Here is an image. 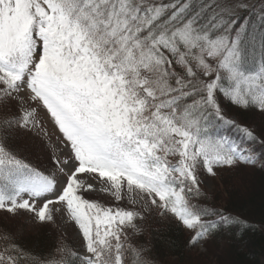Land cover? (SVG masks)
I'll return each instance as SVG.
<instances>
[{
    "label": "snow or ice",
    "instance_id": "1",
    "mask_svg": "<svg viewBox=\"0 0 264 264\" xmlns=\"http://www.w3.org/2000/svg\"><path fill=\"white\" fill-rule=\"evenodd\" d=\"M210 7L200 0H0V131L33 124L26 95L50 115L67 157L54 161L58 173L45 175L0 146V210H24L43 223L63 208L86 245L83 256L58 249L47 264H128L132 250L122 236L139 213L104 207L86 192L117 201L141 194L194 230V246L241 223L187 195L198 192V165L215 175L216 167L257 162L254 150L211 137L208 124L210 115L227 122L216 92L264 110V9L259 27L247 18L236 27L219 14L200 26ZM12 102L18 118L4 114ZM23 259L0 249V264Z\"/></svg>",
    "mask_w": 264,
    "mask_h": 264
},
{
    "label": "trees",
    "instance_id": "2",
    "mask_svg": "<svg viewBox=\"0 0 264 264\" xmlns=\"http://www.w3.org/2000/svg\"><path fill=\"white\" fill-rule=\"evenodd\" d=\"M200 3L204 4L201 1ZM211 9L212 7L202 12L199 24H203L209 20ZM231 17L236 20V27L245 23L246 18L248 23L259 27L258 12L254 8L246 9L241 13L231 15ZM255 59L256 56H253L247 64L249 70L254 69ZM15 104L12 102V104L8 105L4 110V114L8 116L11 115L10 112L12 111L18 112V106ZM227 107L229 112H231V116L235 115L237 118L243 117L241 120L245 119L244 116L246 114L248 115V113H244L241 109L234 110L232 105L227 104ZM221 116L227 122L222 123L220 120L215 119L213 115L209 116L211 123L208 124V134L216 132V135L219 136V134L229 132L227 137L230 136L229 138H232L241 146L253 148L262 163L255 171L246 174L244 180L239 182L240 184L235 183L234 185V182L224 183V186L227 187L226 196L222 197L220 195L218 197V209L216 210L218 213L235 218L241 223H233L227 227H218L214 231H211V236H219L220 238L227 236L229 238H227L228 244L224 250L225 252L211 251L210 255L214 260L210 262L213 264H261V260L264 259V139H259L251 131L252 129L249 128V124H242L238 120L235 121L229 117ZM247 118H249V115ZM213 127H216V130H221V133L215 131ZM242 129L251 132L255 139H249ZM6 132L8 135L6 134V139L3 141L6 151L13 153L17 158L25 161L36 170H40L41 168L29 162L24 155L20 154L25 153L14 149L13 146L17 145V141L10 140L9 136L11 134H9V131ZM1 134L5 135V131ZM19 136H22V134ZM19 139L17 137V140ZM261 141L263 145H260ZM6 143H10L9 147ZM239 164L248 166L242 162ZM203 195L205 193L198 190V192L194 191L188 194L187 198H191L189 201L192 204L202 207L203 204L206 205L208 198L207 196L202 197ZM216 220L218 221L219 218ZM144 230L140 231V228H138L132 231L127 236V239L122 240V242L131 248L132 251L130 253L132 254L139 255L140 251H148L147 256L150 261H146L147 264H195L196 261L204 262L201 255L192 253L193 246L189 243L191 238L185 236V227L175 217L165 222L159 221L154 223L152 221L150 227L148 226ZM19 236H15L11 225L1 224L0 222V249H4L7 246L9 247V251L15 249L21 252L24 257L19 262L21 264H47V262L55 258L57 250L61 248L64 250L66 257L72 253H78L83 256L81 253L84 248L81 245H77L75 240L67 242L58 231L51 230L48 226L46 228L41 226L36 234L29 235L27 232H23ZM136 245L138 246L135 247ZM71 258L75 259L74 256ZM170 261L173 263H170ZM76 264H80V262L76 261Z\"/></svg>",
    "mask_w": 264,
    "mask_h": 264
},
{
    "label": "rangeland",
    "instance_id": "3",
    "mask_svg": "<svg viewBox=\"0 0 264 264\" xmlns=\"http://www.w3.org/2000/svg\"><path fill=\"white\" fill-rule=\"evenodd\" d=\"M204 4L210 3L212 5L211 9V15L210 17L214 15H223L226 18L231 15H236L238 13L243 12L246 9L254 8L258 13L261 12L262 9H264V0H200ZM165 3L169 2V0H164ZM243 4L245 7H241L240 5ZM212 21L210 19L206 21L203 24H199L200 26L204 27H210ZM167 55V54H166ZM206 62H209L213 66H215V62L212 61L207 56ZM169 59H172V57H169ZM191 63V62H190ZM173 70L179 74L183 75L184 70L183 68L178 65L177 63H172ZM194 71L199 75L198 69L194 68ZM225 73L223 71L221 72V76L223 77ZM203 80L204 78L201 77ZM208 80L211 79V77L207 78ZM230 87V85H229ZM22 95H24L22 93ZM215 100L220 110V115H223L225 117H229L232 120L239 121L242 124H249L251 131L259 137V139H264V110H259L256 106H249V107H242L235 103H233L228 97L221 94L220 92L215 93ZM15 103V102H14ZM24 107L32 109L34 108L33 113V124L29 127H12L10 130H3L5 131V135H2L1 133L3 131H0V146H3V141L8 133L6 131H9L11 136H9L10 140H16L17 145L13 146L15 150L25 153L21 155H24L26 159L31 162L32 164L36 165L37 167L41 168L40 171L42 174L45 175H51L53 173H58V168L54 164V161H62L66 159V149H63L61 147V143L63 140L62 134L59 132L57 126L54 124V122L51 120L50 115L47 113L45 109L42 107L36 106L31 102L26 95H24ZM12 104V103H11ZM228 105H232L234 110L241 109L244 113H248L244 116L245 119L241 120L243 117L237 118L235 115L231 116V112L228 110ZM17 105V104H15ZM18 108L20 107L17 105ZM252 108V109H251ZM20 111H23V109H20ZM12 111L10 112L11 115H8V117H19L20 113ZM253 124V125H252ZM215 131L220 132L221 130H216V127H213ZM221 133V132H220ZM22 136H19L21 135ZM210 134L211 137H226L229 132H225L223 134L216 135ZM17 137L20 139L17 140ZM230 137V136H229ZM229 141L230 138L226 137ZM231 142V141H230ZM232 143V142H231ZM10 143H6L9 147ZM25 145V146H24ZM260 145H263L262 141L260 142ZM25 147V148H23ZM243 148H250L253 150V148L247 146H240ZM256 158H257V152L254 150ZM260 158L255 164H246L248 166L240 165L239 163L227 167V166H220L216 167L215 175H210L207 173L205 168L202 165H198L196 168V177L197 182L199 185L198 190L202 193L204 192L207 196V202L206 205L203 204V208L213 210L215 213H218L216 209L218 206V197L222 195V197H225V192L227 191V187L224 186V183H239L244 180V177L248 173H252L256 170V168L261 164ZM239 165V166H237ZM86 177V174H83L80 179H84ZM240 184V183H239ZM243 184V183H242ZM233 190V189H232ZM188 196V195H187ZM84 198L92 201V202H99L104 207H111V208H120L125 210H133L137 213H139V216L141 218L134 219L133 224L134 227H126L124 229L125 235L122 236V240L127 239V236L132 231H135L136 229L140 228V231L144 229H147L148 226L150 227V223L153 221L159 222V221H170L172 220V217H175L173 214L164 211L161 208L152 206L148 200L147 197H144L141 199V194H138L136 192H133L131 199L125 198L121 199L120 201H117L111 194L103 193L101 191H91L84 193ZM191 199V198H190ZM189 199V200H190ZM136 201V203H133L132 201ZM213 200V201H212ZM159 203V201H158ZM37 208L40 207L39 203H37ZM54 207H61L60 205H56ZM213 208V209H211ZM176 218V217H175ZM218 216H213L211 219H218ZM177 219V218H176ZM0 222L1 224L5 225H11L13 227L15 236L21 235L23 232H27L29 235L36 234L40 227H49L51 230L58 231L63 239H66L68 241L75 240L77 242V245H81L82 248V255L86 254V245L85 240L82 237L81 231L79 230L77 224H75L70 217L66 216L64 213L63 208H61L60 211H54L53 212V220L49 222H39L32 213L24 211V210H18L16 213H9L4 210H0ZM184 226V225H183ZM185 227V236L192 238L194 234V230L188 229ZM15 228H17L15 230ZM227 235V234H226ZM229 236V235H228ZM20 237V236H19ZM229 237L224 236L223 238H220L219 236H211L209 235L207 239L202 241L201 243L197 245H192L193 247V254L201 255L204 259V262L196 261L195 264H213L210 261L214 260V258L210 255L212 250L215 251H222L226 249V245L228 244ZM138 241V240H137ZM136 241V242H137ZM136 245L135 247H137ZM9 248V247H8ZM147 251V250H146ZM139 253V255H135L132 253H129L127 256L128 264H144L146 261H150L148 258V251ZM206 260V261H205ZM25 261V260H24ZM174 262V260H172ZM170 261V263H173ZM23 263V262H22ZM261 264H264V259L261 260ZM21 264V263H19ZM147 264V263H146Z\"/></svg>",
    "mask_w": 264,
    "mask_h": 264
},
{
    "label": "bare ground",
    "instance_id": "4",
    "mask_svg": "<svg viewBox=\"0 0 264 264\" xmlns=\"http://www.w3.org/2000/svg\"><path fill=\"white\" fill-rule=\"evenodd\" d=\"M253 125V124H252Z\"/></svg>",
    "mask_w": 264,
    "mask_h": 264
}]
</instances>
